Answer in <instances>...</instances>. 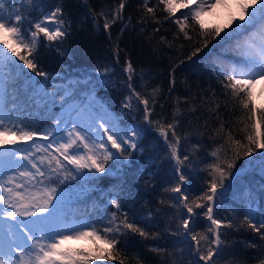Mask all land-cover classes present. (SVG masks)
<instances>
[{
	"label": "snow or ice",
	"instance_id": "6c2138e0",
	"mask_svg": "<svg viewBox=\"0 0 264 264\" xmlns=\"http://www.w3.org/2000/svg\"><path fill=\"white\" fill-rule=\"evenodd\" d=\"M236 2L240 8L239 16L230 14L227 25L215 28L206 26L203 17L207 11L215 9L218 5L227 7L226 0H158L152 7L148 6L150 0H144L140 6L143 10L141 23L144 25L150 20L160 24L156 11L163 6L162 10L167 13L163 17L164 21L171 20L177 26L173 40H179L182 36L184 40L192 41L193 36L189 33H196L198 38L195 42L199 46L193 48L187 57L188 60L207 48L211 41H215L214 47L229 46L228 52H221L217 56L220 64L216 74L220 78L221 91L226 98L225 108L232 104L233 113L237 110L241 113L239 122L245 124L241 131L247 133L244 137L247 144L234 140L229 131L225 143L235 146L232 159L221 161L220 151L223 145L214 150L211 157L215 160L197 170V174L205 172L206 179L203 189L194 197L190 198L186 193L191 191V170L199 161L193 153L181 150V142L187 141L189 134H178L182 131L179 101L170 120L166 115L157 116V95L160 89L157 86L149 92L147 81H144L145 74L143 71L138 74L131 60H127L122 69L126 74L123 88L127 95L121 103L124 109H128L129 115L133 112L142 114L141 122L131 128H121L105 116H90L88 123H84L80 118L70 121L72 126L66 134L60 127L62 119H57L49 129L41 131L20 116H13L11 113L15 108L7 110L6 113V106L0 104V175L15 173L23 168L25 171L19 173V178H27L24 184H16V176H10L4 183H0V190L4 193L0 195V205H3L0 212L7 218L4 225H8V232H4L3 225H0V264H105L119 258L118 246L128 235L137 234L145 239L158 238L159 233H149L145 227H155L151 223V213L143 220L137 214L130 215L133 210L126 211L122 200L115 196L108 201L114 210L106 214L101 211L94 220L91 216H70L63 207L65 199L61 187L67 179V176L62 177L66 169L74 173L73 180L88 177L90 183L107 176L108 161L120 157H123L121 162L128 160L131 153L138 150V143L142 142L141 136L150 132L157 133L158 138L163 139L170 159L174 162L171 177L174 184L166 190L178 194L172 207L177 210L174 219H178L179 223L175 224V231H171V235L184 236L194 242V251L199 257L196 264L200 261L204 264H216L214 258L221 257L225 250L222 237L226 238L229 230L238 229L245 224L264 240V213H257L248 208L239 224L236 223L235 215H220L225 181L229 175L233 179L236 178L232 170L236 168L237 159L241 154L249 157L258 149H264V131H261L264 127V106L255 104L252 91L257 83L264 80V0ZM126 3L127 0H119L115 8L101 9L99 12L89 10L97 27L100 26L99 21L103 20L102 28L110 40L112 25L124 19ZM4 7V3L0 2V45L3 46L0 47V95L7 94L5 69L9 70L8 76L19 72L29 80L33 77L48 78L49 73L41 70L39 48H55L58 53L63 54L59 44L66 38L71 26L64 18L59 3L50 11L41 13L40 18L35 20H27L19 11L6 14ZM181 9L186 11L180 12ZM177 12H180L179 17L176 16ZM130 20L131 18L129 23ZM25 23L30 27L25 29ZM197 24L199 31L195 28ZM124 27L126 28L127 24ZM123 30L122 28L121 31ZM155 31L158 32L159 28ZM160 41L168 43L169 46L172 43L167 41L165 36H161ZM113 52L115 63L119 64L118 41L113 44ZM213 64L216 66V61H213ZM97 71L102 79H110L113 74L112 66H103ZM136 79L144 83L137 85ZM36 83L39 84L40 81L36 80ZM174 85L173 78L170 80V91ZM138 87L142 90L138 91ZM58 94L55 92L51 95ZM215 95L213 91V96ZM61 100H64L63 96ZM219 107L217 104L216 108ZM216 118L220 119L218 112ZM224 128L222 121L217 135H220ZM100 129L103 131L100 132ZM50 136V143L40 145L44 154L39 158L31 153L19 155L21 152H27V149L5 147L16 145L20 141H33L34 137H43L47 141ZM83 169H89V172L84 173ZM32 189H36L38 195L33 194ZM232 211L235 212V209ZM202 218L206 224L205 234L195 230ZM9 221L15 223L9 224ZM9 235L13 238L8 239ZM80 240H89L91 243L78 247L73 244L74 241ZM154 251L163 254L167 250ZM120 264H123V261H120ZM261 264H264V261Z\"/></svg>",
	"mask_w": 264,
	"mask_h": 264
},
{
	"label": "trees",
	"instance_id": "16d2710c",
	"mask_svg": "<svg viewBox=\"0 0 264 264\" xmlns=\"http://www.w3.org/2000/svg\"><path fill=\"white\" fill-rule=\"evenodd\" d=\"M0 2L4 3L6 14L19 11L27 20L40 18L41 13L50 11L59 3L64 18L71 24L66 38L59 44L63 54L58 53L55 48H39L41 70L49 73L48 78L33 77L29 80L19 72L8 76L9 70H4L7 80L5 106L7 110L15 108L11 113L13 116H20L41 131L49 129L57 119H62L63 124H71L70 121H76L78 118L88 123L90 116H105L121 128H131L139 124L142 118L141 113L133 112L129 115L128 109H124L121 103L127 95L123 88L126 74L122 69L125 62L131 60L137 73L143 71L145 74L147 90L151 92L157 86L160 89L157 95V116L166 115L170 120L179 101L182 131L178 134H189L187 141L182 140L181 150L193 153L199 161L191 170L189 178L191 191L186 194L190 198L198 195L203 189L206 173L197 174V170L215 160L211 157L214 150L223 145L220 151L221 161L232 159L235 146L225 143L229 131L234 140L247 144L244 139L247 133L241 131L245 124L239 122L241 113L239 110L233 113L232 104L225 108L226 98L221 91L220 78L216 74L220 64L217 56L221 52H228L229 46L214 47L215 41H211L207 48L188 60L187 57L193 48L199 46L195 42L198 37L195 32H190L192 41L184 40L182 36L179 40H173L177 26L171 20L164 21L163 17L167 13L162 10V5L156 11V18L161 23L150 20L144 25L141 23L143 10L140 7L144 0H127L124 19L112 25L110 40L102 28L103 20L99 21L100 26L97 27L89 10L99 12L101 9H112L118 5L119 0ZM157 2L158 0H150L148 6L152 7ZM185 11L186 9L180 10ZM180 12L176 13L177 17ZM214 24L205 22L209 28L217 27ZM23 27L26 29L30 25L25 23ZM156 28H159L158 32L155 31ZM195 28L199 31L198 24ZM161 36L172 42L171 46L161 43ZM117 41L120 48L119 64L115 63L113 52V44ZM213 61H216V66ZM103 66H112L113 74L110 79L100 77L97 69ZM173 78L175 85L170 91V80ZM36 80L40 83L37 84ZM144 81L136 79L135 83L140 85ZM137 90L142 88L138 87ZM55 92L59 94L51 95ZM206 101L208 103H205ZM217 104L220 105L218 109ZM255 104L260 106L256 102ZM209 109L213 111L210 112ZM217 112L220 119L216 118ZM222 121L225 128L217 135ZM99 131L102 132L103 129ZM261 131H264V127ZM33 140L39 144L50 142L45 141L43 137H34ZM140 140L142 142L138 143V150H134L128 160L121 162L123 157H120L108 161V175L95 183H90L88 177L73 180L74 173L66 169L62 177L67 176V179L64 185H61L65 199L64 210L72 217L91 216L94 220L101 211L106 214L114 210L108 201L115 196L122 200L126 211L133 210L130 215L137 214L143 220L151 213V223L155 227H145L149 233H159V237L145 239L137 234L128 235L118 246L119 258L105 264H120V261H123V264H196L199 257L194 251V242L184 236L171 235V231H175V224L179 223L178 219H174L177 210L172 207L178 194L166 190L174 184L171 179L174 162L170 159L163 139L158 138L157 133L143 134ZM243 150L242 148L241 153ZM261 154H264V149H258L249 157L241 154L236 161V168L232 171L236 172L242 167L246 169L237 174L225 189L220 215H235L237 224L243 221V214L248 208L257 213H264V156ZM256 160L259 161L255 163ZM224 167L226 168V165ZM83 172L88 173L89 169H83ZM231 177L229 175L226 179V184ZM233 208L235 212L232 211ZM205 228L206 224L202 218L195 230L205 234ZM222 239L225 242V250L221 257L214 258L216 264H261L264 261V240L248 229L246 224L229 230L227 237ZM154 249L167 251L162 254ZM199 264L204 262L200 261Z\"/></svg>",
	"mask_w": 264,
	"mask_h": 264
},
{
	"label": "rangeland",
	"instance_id": "374dc122",
	"mask_svg": "<svg viewBox=\"0 0 264 264\" xmlns=\"http://www.w3.org/2000/svg\"><path fill=\"white\" fill-rule=\"evenodd\" d=\"M249 2H251V0H249ZM226 4L228 5L227 7L222 6V5H218L215 9H213L211 11H207L203 17V20L205 22H209L212 24L215 23L214 25H216V26L227 25L229 23L230 14L232 16H239L240 8H239V5L237 4L236 0H226ZM252 91H253V96H254L255 102L258 103L260 106H264V80L257 83ZM4 96L5 95H0L3 105H4ZM6 112H7V109H6ZM66 124H67V122L64 124L63 123L60 124V127L64 129L65 134L67 133V131L70 130V128L72 126L71 124H67V125ZM48 140L51 142L52 137H50ZM50 142L39 144L35 140L27 141V142L20 141L16 145H12L9 149H15V148L27 149V152L19 153V155H21V156L27 155L29 153H31V154L39 153L40 155H43L44 153L42 150H40V145H42V144L47 145ZM49 151H52V150H49ZM40 155L35 154V156L37 158H39ZM29 170L31 171V169H29ZM42 170H44V169L42 168ZM23 171H25V169L20 168L15 173L8 172L7 173V180L10 176H16L17 177V179L15 180L16 184L26 183L27 178H23V179L19 178V173L23 172ZM6 186H10V185H6ZM31 191L33 192V194L38 195V192L36 189H32ZM2 194H4L3 190H0V195H2ZM0 207H3V205H0ZM5 219H7V218L3 217V213L0 212V225H3V231L4 232H8V225H4ZM14 223L15 222H13V221H9V224H14ZM12 231L15 232V229H13ZM12 238H13L12 235L8 236V239H12ZM88 242L91 243L89 240H80V241H74L73 244L75 246H80V245L88 246L89 245ZM78 243H81V244H78Z\"/></svg>",
	"mask_w": 264,
	"mask_h": 264
}]
</instances>
